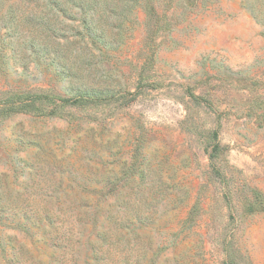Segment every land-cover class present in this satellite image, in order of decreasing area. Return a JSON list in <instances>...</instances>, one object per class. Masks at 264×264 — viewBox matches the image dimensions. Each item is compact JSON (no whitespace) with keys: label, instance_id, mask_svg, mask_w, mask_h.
<instances>
[{"label":"rangeland","instance_id":"374dc122","mask_svg":"<svg viewBox=\"0 0 264 264\" xmlns=\"http://www.w3.org/2000/svg\"><path fill=\"white\" fill-rule=\"evenodd\" d=\"M20 1L0 0V264H264V0H152L150 25Z\"/></svg>","mask_w":264,"mask_h":264},{"label":"trees","instance_id":"16d2710c","mask_svg":"<svg viewBox=\"0 0 264 264\" xmlns=\"http://www.w3.org/2000/svg\"><path fill=\"white\" fill-rule=\"evenodd\" d=\"M41 1H46L50 4V9L53 11V9L63 11L60 8V2L59 0H21L19 2H15L10 5V10L18 11L22 14V16H27V18L37 17L41 12H43V5ZM75 1L77 7L80 10H85V7H90V5H94L96 9V13L98 11H104V13H118L120 16H123L126 20V17L124 16V11H130L135 9L143 10L147 17L148 21L146 22V25H150L151 17H155L156 20L159 22V13H158V7L155 5V2L152 0H72ZM121 9V12H119ZM119 10V11H118ZM137 11V10H136ZM132 12V11H130ZM86 23L88 22L85 19ZM90 23L94 25V27L99 26L97 23L94 22V17L90 19ZM157 26V24H156ZM121 29L122 28V20L120 19V23L116 25V28ZM155 26H151L150 30L153 29ZM101 28V27H100ZM126 28L123 27L120 31L125 30ZM118 30V32H120ZM116 36H113V38H108V34H106L104 31L101 34L100 39L103 41H114ZM31 48H35V46H32ZM43 96H37V95H31L29 97V100H31V103L34 102V100H41ZM85 97L82 96L80 98H75L74 100H65L62 103H78L81 100H84ZM31 103H26L22 107H19L18 110H26L31 107Z\"/></svg>","mask_w":264,"mask_h":264}]
</instances>
